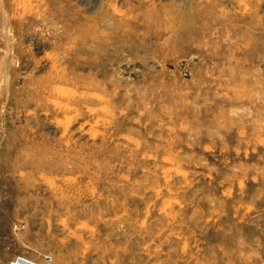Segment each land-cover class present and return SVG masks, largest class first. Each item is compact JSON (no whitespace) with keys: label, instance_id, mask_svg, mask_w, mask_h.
I'll return each instance as SVG.
<instances>
[{"label":"rangeland","instance_id":"obj_1","mask_svg":"<svg viewBox=\"0 0 264 264\" xmlns=\"http://www.w3.org/2000/svg\"><path fill=\"white\" fill-rule=\"evenodd\" d=\"M221 1L185 45L208 0H0V264H264V0Z\"/></svg>","mask_w":264,"mask_h":264},{"label":"bare ground","instance_id":"obj_2","mask_svg":"<svg viewBox=\"0 0 264 264\" xmlns=\"http://www.w3.org/2000/svg\"><path fill=\"white\" fill-rule=\"evenodd\" d=\"M222 1L221 0H208V4L206 5L205 9L209 10L208 14L209 18L211 19V23L209 24H204L200 23L201 25H203V28H198L193 26V23L195 21H197V23H199L201 21L200 19V13L201 11L197 10V8H191L190 11L194 12L197 15H194L191 19V21L188 20H177L176 22H173L170 24V28L171 29V33L173 35L174 38L181 39L185 45L187 44H193L195 42L200 41L201 39L204 38V36H208L211 33V25H216L218 26L219 29H217V31H222V27L224 28L225 24L227 22H229V20H233L236 22H245L250 24V26H254L252 24V19H246L244 18V16L242 15H235L233 17H229L227 16L225 13L217 11V7L220 5ZM239 3L242 4V1L240 0ZM245 9V8H244ZM199 15V16H198ZM193 22V23H192ZM229 23L226 24V26L228 27ZM226 27V30H227ZM255 28V27H254ZM203 29V30H202ZM221 29V30H220ZM238 31V29H236V27L234 28V33H236ZM241 31H239L236 36H238L240 34ZM264 39V35L262 36ZM16 264H22V262L20 260H18V262Z\"/></svg>","mask_w":264,"mask_h":264}]
</instances>
